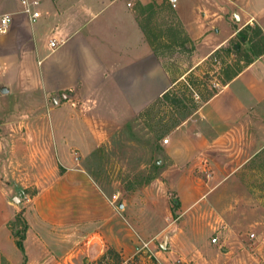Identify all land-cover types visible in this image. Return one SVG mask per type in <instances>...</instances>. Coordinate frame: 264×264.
Masks as SVG:
<instances>
[{
  "label": "rangeland",
  "instance_id": "rangeland-1",
  "mask_svg": "<svg viewBox=\"0 0 264 264\" xmlns=\"http://www.w3.org/2000/svg\"><path fill=\"white\" fill-rule=\"evenodd\" d=\"M202 6L218 10L208 0H203ZM201 17L197 34L189 38L199 49L194 71L134 117L129 112L116 113L105 104L98 113L109 120L96 116L87 126L80 116L83 105L64 110L52 106V101L51 105L39 102L21 113L25 115L18 118L24 120L20 128L9 122L11 115L0 113V135L12 137L8 144L3 142L7 147L0 139L2 181L12 180L6 173L24 172L17 186L10 183L14 187L7 191V197L26 195L13 202L9 229L17 241L31 234L37 246L34 264L64 262L65 249L72 253L75 264H84L82 255L76 254L91 241L88 235L94 237L91 244L97 243L98 234L94 235L101 231L113 242L106 243L104 253L93 264H171L177 258L185 264H264V151L254 167L257 174L247 177L242 169L211 194L207 191L214 180L204 158L193 174L170 166L172 141L165 143L164 138L171 140L176 124L196 113L222 82L264 51V33L253 19L203 59L202 54L218 44V14ZM183 45L185 57L187 42ZM46 53L44 49L41 57ZM4 78V73L0 74V83H5ZM11 96L18 97L15 91ZM260 107L264 108V103ZM57 119L66 125L58 126ZM34 131H39L38 140H34ZM80 171L85 180L79 178ZM36 173L33 179L31 175ZM239 180H246V190L232 188ZM23 181L28 184L26 189ZM62 182L61 190L48 192L51 184ZM95 206L107 215L111 210L116 214L118 228L112 237L95 226ZM11 211L0 188V264H12L1 252L15 263L32 264V258L7 238L4 220ZM31 215L43 221L31 224L27 220Z\"/></svg>",
  "mask_w": 264,
  "mask_h": 264
},
{
  "label": "crops",
  "instance_id": "crops-1",
  "mask_svg": "<svg viewBox=\"0 0 264 264\" xmlns=\"http://www.w3.org/2000/svg\"><path fill=\"white\" fill-rule=\"evenodd\" d=\"M202 1L178 0L173 6L170 0H40L37 7L40 16L34 20L24 11L22 0H0V15H13L8 31L0 33V74L4 73L5 77V83H0V113L11 115L9 122L20 128L24 120L18 118L25 115L21 113L29 112L39 102L51 105L52 101V106L64 110L83 105L79 115L87 126L97 117L102 118L101 121L109 120L98 113L105 104L116 113L129 112L134 117L194 71L197 64L193 62L199 58V49L197 45L194 47L192 39L198 25H202L198 22L199 16L206 19L210 14H218L215 30L219 41L214 49L202 54L203 59L225 45L253 19V24L257 23L264 33V0H208L218 10H207ZM51 39L59 42L56 49L50 46ZM184 41L188 49H185V57ZM44 49L47 53L41 57ZM2 87L8 91L3 92ZM14 91L18 97L11 96ZM56 95H62L58 103L53 99ZM263 103L264 51L222 82V87L196 113L175 125L169 139L172 141L168 152L170 166L184 174H193L200 165L199 160L204 158L209 176L214 180L207 191L210 194L242 169H246L247 177L257 174L254 167L259 165L264 151V108L260 107ZM197 113L200 115L195 117ZM56 123L66 125L62 119H57ZM38 132L32 134L36 136L34 140L39 139ZM6 136L0 135L1 143L11 142L12 137ZM23 173L18 170L4 174L12 177L4 183L0 170L1 192L12 209L4 220V227H7V238L18 248L9 223L14 217V198L19 201L26 195L9 199L7 191L12 190V184L18 185ZM78 175L85 180L81 171ZM216 175L220 176L217 180ZM31 176L34 179L38 175ZM62 176H66V172ZM245 182L239 180V185L233 184L232 188L246 190ZM58 183L51 184L48 192L61 190L63 182ZM22 185L25 189L28 186L24 181ZM95 207V226L112 237L118 228L116 214L111 210L107 215L106 211H100V206ZM27 220L31 224L43 221L33 219V215ZM94 236L99 243L91 244L94 237L88 235L91 241L76 254L82 255L84 264H93L104 253L106 243L113 242L108 241L102 231ZM31 237L28 234L22 240L23 249H20L34 264L37 246ZM62 253L64 262L57 264H75L69 250ZM91 253L95 258L88 257ZM1 255L6 261L18 264L4 252Z\"/></svg>",
  "mask_w": 264,
  "mask_h": 264
},
{
  "label": "built area",
  "instance_id": "built-area-1",
  "mask_svg": "<svg viewBox=\"0 0 264 264\" xmlns=\"http://www.w3.org/2000/svg\"><path fill=\"white\" fill-rule=\"evenodd\" d=\"M178 0H170L173 6L177 5ZM22 4L24 7V11L30 13L32 18L35 20L40 16V12L37 7L40 4V0H22ZM13 20V15L11 13H4L0 15V33H4L8 31L11 26ZM59 42L56 39L50 40V46L53 49H56L59 46ZM169 139L167 137L164 138V142L168 143ZM254 236V234H252ZM213 241H217V237H213ZM149 242L144 243V246L147 247ZM171 264H185L182 258L175 259Z\"/></svg>",
  "mask_w": 264,
  "mask_h": 264
},
{
  "label": "water",
  "instance_id": "water-1",
  "mask_svg": "<svg viewBox=\"0 0 264 264\" xmlns=\"http://www.w3.org/2000/svg\"><path fill=\"white\" fill-rule=\"evenodd\" d=\"M243 39H245V38L243 37ZM2 91H3V92H7V91H8V88H6V87H2ZM61 97H62V95H56V96L53 97V99H54V101H55L56 103H58V102H59V99H60ZM17 197H18V196H17ZM21 199H22V198H21ZM14 200H15V201H18V199H15V198H14ZM123 206H124V204H123V203H120V207L122 208ZM166 242H167V241L165 240L163 246L166 245Z\"/></svg>",
  "mask_w": 264,
  "mask_h": 264
},
{
  "label": "trees",
  "instance_id": "trees-1",
  "mask_svg": "<svg viewBox=\"0 0 264 264\" xmlns=\"http://www.w3.org/2000/svg\"><path fill=\"white\" fill-rule=\"evenodd\" d=\"M261 53H263V52H261ZM261 53H260V54H261ZM260 54H258L257 56H259ZM257 56H256V57H257ZM183 120H184V119H183ZM183 120H182V121H183ZM18 246H19L21 249H23V242H22V241H18Z\"/></svg>",
  "mask_w": 264,
  "mask_h": 264
}]
</instances>
